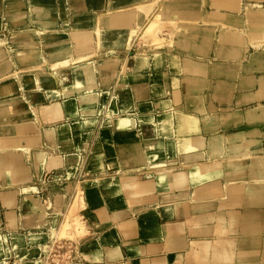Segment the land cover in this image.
Instances as JSON below:
<instances>
[{"label": "rangeland", "instance_id": "obj_1", "mask_svg": "<svg viewBox=\"0 0 264 264\" xmlns=\"http://www.w3.org/2000/svg\"><path fill=\"white\" fill-rule=\"evenodd\" d=\"M3 1L5 0H0V71H5L12 65L14 67L8 75H0L1 118L3 117L1 106L5 99L30 98L34 87L25 83L24 76L37 71H42V75H52L57 83L56 90L60 94L57 98L50 100L48 96L45 97L47 93L43 95L37 91L34 102L28 103L31 105L30 113L21 119V123H31L37 119L39 107L57 99H75L80 110L77 111V108L73 110L78 112V115L72 114L77 122L73 126V139L70 144L66 143L62 150L68 156L67 168L53 174H41L38 179L43 185L39 186L38 195L45 205L41 201L38 203L44 207L56 194H61L64 196L62 205L48 211L45 219L39 222L41 225L36 230L43 233L44 237L38 241L32 242L30 238V232L35 230L31 225L36 220H30L29 225L26 213L22 210L20 218H16L15 226L10 225L5 230L0 229V247L5 252L4 255L0 254V264H141L140 262L143 264V257L133 259L127 254V248L135 244L123 243L122 245L117 241L118 228L124 224L122 222L131 213L143 229L157 230L160 228L159 221L166 225V234L170 235H165L160 244L166 243V237H183L182 244L177 249L165 244L164 253L170 258L173 252L179 251L185 257L182 264H187L188 253L193 247L192 242H201L205 246L214 243L217 237L212 229L206 236L194 234L188 227H186L187 231L182 232L183 222L188 218L187 210L183 209H188L190 201L180 205L178 211L166 212L165 208L170 196L177 194L174 188L155 190L152 198H138L139 201L136 204L126 203L127 199L124 198L123 205L117 208L112 205V200L123 197L124 189L121 183L124 181L153 183L157 182L162 174L170 175L181 170L189 172L192 168L207 166L215 161L221 163L218 170L221 174L204 177L199 186L204 191L213 192L214 207L201 211L208 213L209 219L215 223L224 221L228 226L226 237L237 243L243 236L242 225H239L240 218H243V221L254 219L258 225V231L251 237L257 238L259 244L251 245L246 249L250 256L246 257L242 264H264V199L253 197L250 187L256 185V181L250 177L249 168L235 177V181L226 177L228 170L231 169L226 165L227 161L241 160L240 163L247 166L255 156L264 155V122L250 123L244 118L248 109L264 103V97L260 99L258 97L259 79L260 76H264V38L252 37V25L246 17V12L250 8L264 9V0H241L237 10L230 9L233 6L228 8L226 0L222 4L226 8L218 7L213 0H205L207 3L205 6L202 5L203 0H183L179 3V7L185 11L195 10L205 15H214L216 12L230 14L232 25L242 31L246 38L247 51L240 62L216 57L213 48L219 26L215 28L213 23L205 24L203 21L196 24L197 29L200 30L199 34L205 27L213 29L212 46L206 57L198 56L189 48L191 39L181 36L179 28L168 26L162 28L160 33V36L171 40L169 45L162 47V57L156 59L152 48L137 36L129 48L122 50L118 66L119 75L115 81L107 82L108 89L101 86L96 71L98 60L108 57L112 51V44L109 43L107 35L104 41L103 35H100L104 31L105 23L95 27L94 19L90 25L84 27L85 24L82 25L81 21L75 22L76 12H69L71 5L74 7L78 5L76 1H71L70 4V0H50L58 17V26L38 27L35 23V13L31 10L32 0H23L27 8L28 21L23 26H8L5 22L6 14L4 15L6 10L3 11L8 5H5L6 1ZM119 1L116 0V2ZM146 1L148 0H124L123 2L131 4ZM216 1L219 5L223 2V0ZM111 2L112 0L106 1V9L111 6ZM175 3L174 1V6ZM82 14L87 16V13L82 12ZM63 16L66 19L64 22ZM93 17L96 18L94 14ZM174 18L185 19L184 12L176 10ZM74 23L82 28L77 29ZM11 29L30 30L34 41L39 44L26 45L27 42H25L23 46L20 39L21 46L14 41L19 45L15 47L13 41L7 38V33ZM94 31L99 37V40L97 37L99 43L96 42ZM81 32L90 34L80 37ZM61 39L70 44V51L65 57L68 64L60 63L52 67L53 59L49 51L56 48L57 44L53 41ZM176 39L178 44L174 42ZM155 46H161V43ZM43 51L46 63L41 66ZM143 51L147 52L144 59L138 61L133 59L138 52ZM83 53H90L92 56L87 59V62L79 60L77 64L73 63V60ZM173 54L179 56L178 62L172 58ZM29 57L31 59H28ZM58 59L59 57L55 58V60ZM188 61L192 64L188 65ZM211 63L219 65L213 68ZM195 66L203 67L205 73H200ZM33 75L37 76V73ZM221 80L234 85L231 95L226 88L217 92V85ZM162 90L166 91L163 96L159 93ZM118 94L120 97L114 101L113 97ZM163 99L170 102L167 105H161L160 101ZM219 108L231 116L224 125L219 123ZM237 111L243 116L242 120L234 116ZM166 112L169 115L171 133H162L160 128V118ZM209 115H212L217 123H214L212 129L207 131L201 119ZM123 120H129V122L124 123L126 121L123 122ZM14 130L15 126L2 129L0 125V145L10 144V141L5 138L13 135ZM240 132H247L248 141L258 142L253 141L254 143L249 147L227 146L215 152H212L207 145L199 146V142H208L211 135ZM161 140L166 142V145L153 150L148 149V144ZM169 142L174 144L173 151L168 149ZM137 151L143 153L142 162L137 160ZM157 151H162V158L153 159L150 154ZM111 165L114 166L113 169ZM67 170L70 176L66 175ZM207 171H204V176ZM106 177L111 180L109 190H104L102 186L105 183L100 181ZM80 187L86 191L88 204L79 211L77 216H80L83 222L85 221L86 227L88 225V231L82 237H79L77 233L79 230L76 228L77 236L74 238L59 235L62 224L70 217V209L77 206L75 200ZM164 196H168L169 199L168 197L165 199ZM222 201L226 203L225 206L221 205ZM233 210L237 211L235 223H231L232 215L228 212ZM120 211L124 212H122L123 217L116 218L114 214ZM198 211L201 212L200 209L195 212ZM90 217L107 224L98 229L93 225ZM149 219L153 220L152 224L147 223ZM16 233L20 234L22 243L17 242ZM105 236L113 238V245L120 250L119 253L108 251L109 246L103 242ZM233 252L234 254L237 252L235 244ZM208 255L209 258L201 259L196 264H240L235 255L230 260L222 257L216 262H214L212 251H209Z\"/></svg>", "mask_w": 264, "mask_h": 264}, {"label": "crops", "instance_id": "obj_2", "mask_svg": "<svg viewBox=\"0 0 264 264\" xmlns=\"http://www.w3.org/2000/svg\"><path fill=\"white\" fill-rule=\"evenodd\" d=\"M106 1L107 0H105L104 7L99 11L101 13L103 12L105 14L104 16L106 17L105 19L106 23L103 31L104 33L103 41L105 35H107L109 43L112 44V50H116L120 53L118 54V56L115 55L119 64L120 56L123 53L122 50L125 48L126 49L129 48L137 36H139V38H142L140 34L135 35L134 38L131 40L129 46L126 47V42L128 44L127 41L128 35H130L129 33L134 31V29L135 30L137 29V25H135L136 23L135 13L137 11L138 6L140 5V3L141 4L150 3L152 0H148L146 2H136L131 4L128 3L126 4L125 2H123L124 0H120L119 2H116V0H112V2L110 3L111 6L108 7L107 9L105 8ZM164 1L165 0H159L157 7H160ZM180 1L183 0H175L176 2L175 6L179 12H184L185 19L192 21L195 20L196 24H198L199 21H203L205 24L213 23L215 25V28H217L216 26H219L218 27L219 33L216 37L215 47L213 48L217 58H228L229 60L238 61V62L244 59L245 53L247 51L246 38L242 31L238 30L234 25H232L230 14H223L221 12H216V14L214 15H210V14L205 15V14H200L195 10L185 11L179 7ZM226 1L227 2L225 3L227 4L226 6H228V8L230 6H233V8L230 9L237 10L241 5V0H226ZM213 2L218 7L219 6L225 7V5H222L224 4V0L223 2L220 3L221 5H219L218 1L216 0H213ZM206 4L207 3H205V0H203L202 5L205 6ZM251 10H255V9L250 8L246 12V17L249 23L252 25L251 26L252 37L264 38V30H262L264 29V18L256 19L252 21L251 18H249L250 17L249 12ZM95 17H96L94 21L95 25L94 24L93 25L97 27V24H99V22L97 21L98 19L96 14ZM236 19L242 21L240 18H236ZM223 24L232 26L239 31L241 35L239 36L238 42L241 44V47H239L240 45L231 42L229 44L228 43L225 44L224 45L225 48H224L220 40L221 28L223 27ZM205 32H208L210 34L211 37L209 40H205L204 37ZM94 33L97 42V37H96L97 33L95 31ZM88 34L90 33L81 32L79 33V36L83 37V36H87ZM212 34H213V29L205 27L201 31V34H199V39L197 41L198 47L196 49L192 46L189 48L198 56L206 57L212 46ZM162 40L163 41L161 42V46L158 47L155 45H149L146 42L147 45L152 48V52L154 53L156 59H160L162 57L163 55V51H161L162 47L169 45L171 43V40L166 39L164 37L162 38ZM53 42H55V44L57 45L55 49L53 48L49 51V53L52 55L51 59H53L52 67L60 63L68 64V60L65 57L70 51V44L66 42V40L64 39ZM174 42L178 44V39H176ZM175 46L178 47V45ZM64 49L66 50L64 51ZM111 52L110 55L106 58L114 56ZM143 53H144L143 55L144 57L140 59H144L146 57V53H147L146 51L138 52L134 56L135 58L133 57V59H136V57L139 54H143ZM78 56L73 60V63L79 60L87 62L88 61L87 59H89L92 55L90 53H83V54H79ZM42 57H43L42 58L43 62L41 66H43V64L46 63L44 59V51ZM57 57H59V59L55 60V58ZM106 58L100 59L98 61H102ZM172 58L176 62L179 61V56L177 54H173ZM140 59H136V60L138 61ZM187 63L188 65L192 64L191 61H188ZM211 64L213 68H217L219 65L218 63H211ZM13 67L14 65H12V67H10L9 69H6L5 71H0V75L2 74L4 76L8 75V73L11 71ZM195 67L198 69L200 73L202 72L205 73V69L203 67L201 66H195ZM96 71L99 76L100 84L102 87H104V89L105 87L106 89L109 88L107 82H113L116 80L115 79L113 81H110L106 78H103L97 69V65H96ZM115 71L119 75L118 67H116ZM33 73L34 74L37 73V76L33 75ZM33 73L24 76L25 82H27L26 84L32 85L34 87V89H32L31 91L30 98L5 99L4 102L2 103L1 108L3 109L2 112L3 117L6 116V118L10 120L8 125H4V123L2 122V118L0 117V125L2 129L9 128L10 126H15L13 136L8 135L5 138L10 141V144L9 145L6 144L4 146L0 145L1 147L0 148V185H1L0 186V229L5 230L6 228L10 227V225L15 226L17 224L16 218L17 217L20 218L21 210H22L26 213V218L28 223L29 220L32 219L36 220L31 225L35 228V230L30 232L31 241H32V237H31L32 234L34 233L38 234L39 236L38 240L44 237V234L36 230L37 228L40 227L41 224L39 222L42 219H38L36 217L32 218V213L30 212L29 208L26 206V200L28 198L33 197L41 201V203H43L42 199H40L39 198L40 196L38 195V192L40 191L39 186H43L42 183H39L38 181L39 176L41 174L43 175L53 174L55 172L67 168V165L69 164L68 156L67 153L62 150L65 148V144L66 143L70 144L71 139H73V135H74L73 126H75L77 122L76 119L72 116V114L75 113L78 115V112L76 113L73 110L74 108H77V111L80 110L79 109L80 106L76 104L77 101L75 99H71V98L67 100L65 98L57 99L52 102L41 105L38 110L39 114L37 119L33 120L31 123H27V122L21 123V119H23L24 117H26L27 114L30 113L31 105H29L28 103L34 102L33 101L34 96L37 93V91L43 95L47 93L45 97L48 96L50 100H52V98H57L58 95L60 94V92L56 90L55 86L57 85V83L55 82L52 75H42V71H37ZM43 82L45 83L42 84ZM219 84H221L222 89L226 88L230 92L229 94L230 95L232 94L234 90V85L227 84L223 80L219 81L218 85ZM218 85L216 90L217 92H221L222 89H218ZM35 88L38 89L35 90ZM165 92L166 91L162 90L159 93L161 96H163ZM117 97H120L119 94L118 96L116 95L113 97L114 101L117 99ZM258 97L259 99L264 97V76H260L259 79ZM169 102H170L169 100L163 99L160 101V104L167 105ZM91 106L93 107V104H91ZM15 110H18V115L16 118H14ZM19 110L22 112L19 113ZM250 113H253V115L251 116ZM218 115L220 117L219 123L222 125H224V123L228 121L229 118L231 117L230 115H227L225 111L221 108L218 109ZM234 116L237 119L240 120L243 119V116L238 111L234 113ZM244 118L247 121H250V123L264 122V103H259L256 107L252 109H248L246 111ZM123 122L128 123L129 120H123ZM201 122L204 124L205 130L207 131L212 129L214 123H217L216 119L212 115L202 118ZM169 123L170 122H169L168 113H163V115L160 118V128L162 133H171L169 130L170 127ZM152 125L156 126V124H152ZM246 135L247 132H240L229 135L214 134L210 136L208 142L204 143L202 141L199 143H203V146L207 145L212 152H215L227 146L236 147V148L242 146L249 147L254 143L253 141L258 142L256 140H253L250 143L247 142L248 140L246 139ZM234 136L235 138H233ZM212 137H217L218 139H221V143H222L221 146L215 150H212L210 148V142ZM164 144L166 145V142L161 140L155 143L148 144L147 147L148 149L153 150L156 147H162ZM171 144L173 143L169 142L167 144L168 149L170 148ZM137 153H138L137 160L139 162H142L143 153L141 154L140 151H137ZM150 155L153 157V159H160L162 158V151H157L156 153H152ZM231 162H233L234 165H232ZM240 162L241 160L226 162V165L229 166V168H231L230 170H228L226 177L231 181H235L234 179L235 177L240 176V174H242V172L246 168H249L250 177L254 181H256V185L251 186L250 189L253 187H259L262 193L260 194L258 199H262V198L264 199V155L255 156V158L252 159V162L247 166ZM220 164L221 163L215 161L207 166H199L196 168H192L190 169L189 172L181 170L172 173L170 175L162 174L161 176L158 177L157 182H153V183L149 181H146V183H137V182H132L130 180H128L129 182L124 181L121 183L122 189H124V195L123 197H119L122 199V203L120 206H115V202L119 199L118 197H116L112 200V205L116 208L121 207L125 201L124 198L127 199L126 203L136 204L139 201L138 198L141 197L145 199L152 198V194L155 193L154 192L155 190L163 191L170 188H174L175 193L177 194L170 196V199L168 196H164L165 199H167V197L169 199L165 208L166 212L175 211V210L178 211V207L180 205L184 204V202L186 201H190L189 202L190 206L188 207V209H183L184 211L187 210L186 216L188 218L183 222L184 226L182 228V232L187 231L186 227H188V229L190 228L194 234L200 236L201 235L206 236L207 234L210 233V229H212V232H214L217 235L215 242L212 244H206L207 246L206 245L204 246L203 243L201 242H192L193 247H192V251L188 253L187 264H196L201 259L209 258L208 255L209 251H212V254L214 255V262L219 261L222 257H226L228 260H230L235 255L236 260H239L240 264H242L243 263L242 261L246 257L250 256V254H248V250L246 249L251 245L257 246L259 244V240L257 238L251 237L254 233L258 231V225H256V221L254 219L253 221H248L247 219L243 221V218H240L239 225L240 226L242 225L243 236L241 237L240 241L237 243L234 242V240H231L230 238L226 237L228 226L224 221H218L215 223L211 219H209L208 213L201 211L203 209H212L214 207L212 204L213 203L212 200L214 196H213V192L204 191L199 186L202 183V179L204 177L209 178L211 177V175L216 176L221 174V172L218 171ZM111 166H112L111 168L113 169L114 166L113 165ZM204 171H207L206 176H204ZM197 173L199 176L197 178L195 176L194 178L193 174H197ZM66 175L70 176V172L68 170L66 172ZM229 175L233 179L230 178ZM106 179H110V178L109 177L102 178L100 179V181H103L105 183ZM192 184L194 185L193 190H192ZM251 192L253 194L252 190ZM84 193H85L84 203L87 205L88 202H87L86 191ZM58 196H60L61 199L58 201L54 209L61 206L64 200V196H62L61 194H56L53 198ZM91 196L94 197L93 195ZM223 201L221 205L225 206L226 203ZM198 209H200L201 212L199 211L195 212ZM48 211L50 210L48 207H46L45 217L48 215ZM122 212L123 211L116 212L114 215L116 216V218H119L120 216L123 217L122 214L124 212L123 213ZM228 212L232 215L231 223L237 222V216H236L237 211L233 210ZM132 215H133L132 213L129 214L128 218L125 219L124 222H122L124 224L120 225L117 233L118 236L117 241L121 242L122 245L123 243L135 244V246H130L127 248V254L130 258L138 259L139 257H143L144 258V261L142 260L143 264L184 263L185 257L181 252L179 251L173 252L170 258L166 253H164V250L166 248L165 244L172 246L174 249L175 248L177 249L182 244L183 237H177V238L166 237L165 238L166 243L160 244L163 240V237H165V235L168 236L170 235V234H166V229H165L166 225L163 224V222L159 221L158 225L160 228L157 229L158 231L156 229L146 230L141 227L139 222L136 220L135 217H132ZM193 215H195V217H193ZM45 217L43 218V220L45 219ZM90 218L91 221L93 222V225L98 229L104 227L107 224L106 222L96 219L94 217H90ZM111 220L112 219L109 217V221ZM152 221L153 220L149 219L147 223L152 224L153 223ZM87 231H88V225H87V229H84V231L81 230V233L78 234L79 237H82L84 233H86ZM15 235L20 236V234L17 233ZM103 242L105 245L109 246L108 251L113 253H119L120 250L113 245V238L111 236L103 237ZM234 244L237 247V252L235 254L233 252ZM110 245H112V247H110ZM0 254L1 255L5 254L2 247H0ZM240 254L242 255L240 256ZM244 254H246V256ZM242 256H244L245 258H243ZM140 263L142 264V262Z\"/></svg>", "mask_w": 264, "mask_h": 264}, {"label": "bare ground", "instance_id": "obj_3", "mask_svg": "<svg viewBox=\"0 0 264 264\" xmlns=\"http://www.w3.org/2000/svg\"><path fill=\"white\" fill-rule=\"evenodd\" d=\"M5 1H6L5 5H8V7H7L8 9L5 8L3 11L6 10V13H4V12L3 13H4V15L6 14L5 22L8 23V26L10 25V26L14 27L16 25L17 26L18 25H21V26L25 25V23L28 21V19H27V8H26V5H25V2L23 0H5ZM5 1H3V2H5ZM71 1L72 2L76 1V3H78V5L76 4L77 5L76 7L71 5L72 6L70 8L71 11L69 10V12H73V11H74V13L76 12V14H75L76 15V19H75L76 23L81 21L82 25L85 24L84 27L86 25H90L91 22L94 21V19H95L94 17L92 18L93 14L97 15V19H98L97 21L99 22V24L100 23H106V20H105L106 17L104 16L105 14L103 12L102 13L99 12L104 7L105 0H70V4L72 3ZM174 1L175 0H165L160 7H157L159 0H152L150 3H142V4L140 3V5L138 6L137 11L135 13L136 14L135 15V17H136L135 25H137V29L136 30L134 29V31L129 33L130 35H128V39H127L128 44L126 42V47L129 46L131 40L138 33L141 35V37H142L141 39H143L149 45H155V44L161 43L163 41L162 40L163 37L161 38V36H160L161 29L164 28V27L173 26L174 28L175 27L179 28L181 36H185V37H188V39H191L190 40L191 41L190 42V46H192V47H194L196 49L198 47L197 46V41L199 39V30L196 27V22H195V20L192 21V20H187V19H180V20L175 19L174 18L175 17V11L177 10V8H176V6L173 5ZM50 2H52V1H50V0L49 1L48 0H32L31 1V7H32L31 10L35 13V19H36L35 23L38 25V27L42 26V28L43 27H45V28L47 27L48 28V26H51V27L58 26V23H57V18L58 17H57V14L55 13V10H54L55 8H53V6L51 5ZM62 2H60V3H62ZM68 5H69V3H68ZM60 8H62V7H60ZM59 12H60V10H59ZM82 12L87 13L86 14L87 16L85 17L82 14ZM117 12H118V10H117ZM249 16H250L249 18H251L252 21H254L256 19H263L264 18V9L251 10L249 12ZM64 19H65V17L62 18L63 22L66 21V19L65 20ZM76 23H74V24H76ZM99 24H97V27H98ZM64 26L65 27L67 26L66 22H65ZM76 26H77V24H76ZM78 28L81 29L82 26L81 27L77 26V29ZM100 29H102V27ZM130 31H131V29H130ZM36 32H39V31L36 30ZM31 34L32 33H31L30 30H18V29L17 30L16 29L13 30V29H11L7 33V38H8L9 41H13L14 44H15V42H17L19 44L20 43V39H21L22 40L21 42H23V46H25V44H24L25 42H27L26 45H28V43L31 44V45H36L37 43L39 44V42L36 43L34 41V38H33V36ZM100 35H104V33H102ZM240 35L241 34L239 33V31L236 28H234L232 26H229L227 24H223V27L221 28V39H220L221 40V44H227V43L229 44V43L232 42V43H236V44L240 45L239 47H241V44L238 42V39H239ZM96 37H98V36H96ZM117 37H118V35H117ZM204 37H205V40H209L211 36H210V34L208 32H205L204 33ZM16 40H18V41H16ZM98 40H99V37H98ZM97 42L99 43V41H97ZM18 44H15L16 45L15 47H18L19 46ZM21 44L22 43H20V46H21ZM97 46L99 47V45H97ZM65 50L66 49H64V51ZM112 53H113L114 56L106 58V59H104L102 61H98V64H97V69H98L100 75L103 78H106V79H108L110 81H113V80H115L118 77V74L115 71V69H116V67H118L117 65H119V64H118V60L115 57V55L118 56V54H120L116 50H112ZM21 55L23 57V53ZM143 55H144V53L143 54H139L136 57V59L143 58L144 57ZM18 57H19V55H18ZM20 59H22V58L20 57ZM28 59H31V57H29ZM78 62L79 61H76L75 64H77ZM25 83H27V82H25ZM44 83L45 82H43L42 84H44ZM221 87H222L221 84H219L218 85V89H222ZM20 112H22V111L19 110V113ZM17 115H18V110H15V117L14 118H16ZM27 115H26V117H27ZM250 115L252 116L253 113H250ZM1 116H2V114L0 113V117ZM2 118L4 119V120L2 119L4 125H8L10 120L7 119L6 116H5V118L4 117H2ZM233 138H235V136ZM247 142L250 143V141H247ZM221 144H222L221 143V139H218L217 137H212L211 142H210V148L212 150H215L218 147H220ZM199 145L203 146V143H199ZM6 149H7V147H6ZM173 149H174L173 144H171L169 150L173 151ZM141 154H142V152H141ZM231 163H232V165H234L233 162H231ZM230 175H229V177H230ZM195 176L197 178L199 176L198 173L197 174H193L194 178H195ZM230 178H232V177H230ZM102 188L104 190H109L111 188L110 179H106L105 180V184L103 185ZM251 190L253 191V196L255 198H258L260 196V194L262 193L261 190L259 189V187H253V188H251ZM126 191H127V189H126ZM84 192L85 191H84L83 187H80L79 188V193H78L77 198L75 200V202H76L75 205L77 204V206L75 208L73 207L72 209H70V217H69L68 221H66V222H64L62 224V226L60 228L61 230L60 229H59L60 231L58 230L59 231V235H62V236L66 235L67 237H73L74 238V236L75 237L77 236L75 228L79 230L77 232L78 234L81 233V230L84 231V229H87L85 223L82 220H80V216H77L79 214V211L82 210L85 207V205H86L84 203V201H85L84 200V194H85ZM131 195H133V194H131ZM60 199H61L60 196L55 197V198H53V199H51L49 201V204L47 206L43 207L41 203L40 204L38 203L39 202L38 199L28 198L26 200V206L29 208L30 212L32 213V218L36 217L38 219H43L45 217V215H46V207H48L49 210L52 211L53 208L57 205V203H58V201ZM121 203H122V199L119 198L115 202V206H120ZM16 236H17V242L18 243H22L21 237L19 235H16ZM31 237H32V242L35 241V240L37 241L38 238H39L38 234H36V233L32 234ZM241 255L242 254H240V256ZM244 255L246 256V254H244ZM242 257L245 258L244 256H242Z\"/></svg>", "mask_w": 264, "mask_h": 264}, {"label": "built area", "instance_id": "obj_4", "mask_svg": "<svg viewBox=\"0 0 264 264\" xmlns=\"http://www.w3.org/2000/svg\"><path fill=\"white\" fill-rule=\"evenodd\" d=\"M38 194H39V192H38Z\"/></svg>", "mask_w": 264, "mask_h": 264}]
</instances>
